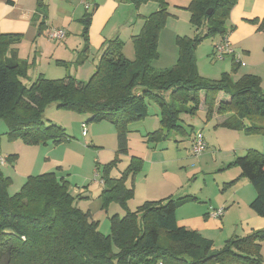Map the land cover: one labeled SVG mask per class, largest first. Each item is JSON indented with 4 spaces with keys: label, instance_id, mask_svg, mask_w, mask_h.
Returning <instances> with one entry per match:
<instances>
[{
    "label": "trees",
    "instance_id": "1",
    "mask_svg": "<svg viewBox=\"0 0 264 264\" xmlns=\"http://www.w3.org/2000/svg\"><path fill=\"white\" fill-rule=\"evenodd\" d=\"M129 1L136 7L150 1L159 5L144 19L141 32L133 38L135 60L124 56L121 40H111L87 82L72 76L57 80L40 76L31 86H25L22 79L28 78L30 62L19 58L18 50L12 48L21 35L0 30V119L7 124L9 139L21 140L28 146L67 141L65 129L44 122L45 109L55 105L57 109L87 116L86 124H112L117 153L126 155L130 126L149 115L147 100H154L160 108V129L147 136L148 142L155 145L169 140L173 132L187 135L181 114L195 115L202 103L208 121L215 113L229 115L220 127L264 136L261 78L253 74L235 78L241 63L234 60L232 73L209 80L199 74L196 62L195 49L203 40L229 35L227 22L238 0H192L183 7L190 13L192 23L201 25L205 21L207 31L195 39L178 38L179 60L166 70H157L153 62L159 58L160 34L170 17L167 0ZM93 11L81 20L86 44L80 64L89 50ZM249 23L264 34V18ZM219 94L228 99L218 103ZM194 134L193 129L189 137L193 139ZM6 159L15 163L18 155ZM143 164V159L132 157L128 170L118 179L110 177L109 169L104 172L105 203L115 201L127 206L135 191L134 184L128 188L126 180L134 178ZM233 166L257 189L250 207L264 217V154L250 150L228 168ZM11 183L12 179L0 170V264H264V230L232 237L216 249L212 240L180 226L177 211L197 201L195 196L148 201L124 217L113 216L111 234L105 236L90 212L73 206L67 184L54 173L29 176L14 196L8 191Z\"/></svg>",
    "mask_w": 264,
    "mask_h": 264
},
{
    "label": "rangeland",
    "instance_id": "2",
    "mask_svg": "<svg viewBox=\"0 0 264 264\" xmlns=\"http://www.w3.org/2000/svg\"><path fill=\"white\" fill-rule=\"evenodd\" d=\"M185 12L184 8H178L175 14L170 12V17L159 38V58L153 62L157 70H166L177 64L180 54L178 38L195 39L207 31L205 21L201 25L194 24L191 22L190 15L188 19L184 18ZM53 16L58 17L57 14ZM170 18L172 20H169ZM217 38L218 36L206 38L195 49L199 74L209 80H219L223 73H232L234 64L230 56L222 61L213 58V44ZM60 45L59 41L52 43L53 47ZM18 48L21 52L20 56H26L28 47L24 44ZM80 66L82 65L77 67ZM64 75L65 68L55 72L54 75L50 73L47 79H63ZM22 82L25 86H31L35 79L29 76L22 79ZM147 104L149 115L145 120L146 129L153 133L161 126L160 108L154 100H147ZM143 121L130 126L129 153L118 155L117 137L112 124L108 122L86 124V120L81 118L80 114L57 109L55 105L45 109L44 122L46 125L52 123L65 129L68 139L59 144L49 142L39 147L25 145L21 140H10L7 124L0 119V154L4 158L19 155L17 159L19 169L16 176H13L15 184L11 183L8 189L9 194L11 196L18 194L27 182V179L21 178L22 172L25 171L29 176L39 174V169L33 170L37 162L42 168L41 173H54L59 181L67 184L73 206L76 209L90 212L92 215L96 214L98 229L105 236L111 234L110 219L113 216L124 217L127 212L137 211L148 201L163 200L169 196L173 198L195 196L202 202L199 204L200 207L204 204L214 206L212 202H217L223 195L224 177L233 175L235 172H232V169H239L237 166L228 168L229 162L225 163V167H221L226 156L224 150L227 140L219 136L226 130L221 129L218 134H215V127H212L209 131L207 110L203 105L195 115L181 114V125L187 135L173 132L169 140L155 145L148 142L144 131L141 132L138 129ZM85 129L88 132L87 137H83ZM193 129L195 132L201 131L206 144H209L201 156H195L192 150V138L190 139L189 134ZM208 138L218 141L216 144L209 143ZM148 148L152 149H149L150 151H155L154 161L146 157ZM134 156L146 160L142 170L134 178L130 176L126 180L128 188L134 184V197L128 201L126 207L115 201L105 203L102 197L106 187L102 183L104 172L109 169L110 164L115 163L109 169L110 177L120 178L128 170L131 158ZM163 159L167 163H163ZM11 165L8 164V166ZM0 170L5 173L4 168ZM169 184H179L181 188L168 189L166 187ZM227 234L229 236V233H226V236ZM216 238L215 248L221 249L224 246L225 235H219ZM261 252L264 260V251L261 250Z\"/></svg>",
    "mask_w": 264,
    "mask_h": 264
},
{
    "label": "crops",
    "instance_id": "3",
    "mask_svg": "<svg viewBox=\"0 0 264 264\" xmlns=\"http://www.w3.org/2000/svg\"><path fill=\"white\" fill-rule=\"evenodd\" d=\"M191 1L167 0L169 11L175 14L178 8L187 7ZM88 2L91 5L90 12L94 10L88 31L89 50L85 55V61L80 64L78 61L79 58H83L82 51L86 44L84 25L81 20L88 12L78 0H10V2L0 0V30L6 34L21 35V40L15 46L16 49L24 44L28 47L26 56H20L21 52L19 48L17 49L19 58L30 62L28 77L32 76L35 80L40 76L47 78L50 73L54 75L55 72L65 68L64 78L72 76L81 82H87L96 72L105 45L114 39H119L124 43V56L130 61L135 60L133 38L141 32L144 19L156 12L159 5L150 1L136 7L129 0H88ZM53 14H57L58 17H54ZM188 15L190 13L186 11L183 16L188 19ZM262 18H264V0H238L227 25L228 39L236 53L235 57L239 58V63L244 64V66L239 64L240 71L233 76L238 78L246 74L256 75L261 78L264 91V34L258 30V26L249 23ZM55 30H63L66 33L65 38L59 41L61 42L59 47H53L52 43H58V41L49 38ZM220 40L221 38L218 37L214 44ZM229 58L234 61L233 56ZM79 65L82 66L77 67ZM201 98L204 100L205 94H202ZM227 99L228 97L224 94H219L218 103ZM203 105L204 103L201 107ZM228 117L229 115L215 113L208 123L209 131L215 127V134H218L221 129L226 130L221 133L222 135H218L227 140L224 150L226 156L221 167H225V163H233L238 156H244L250 150L264 154V136L248 135L243 131L220 127ZM81 118L87 120L86 116L81 115ZM145 120L138 129L148 136L151 132L146 129ZM207 140L213 144L218 141L209 138ZM149 149L146 157L154 161L155 151ZM143 161H146L145 158ZM17 162L0 165V168L5 169V176L10 177L13 184H15L13 176H16L19 169ZM163 163H167L166 160L163 159ZM8 164L12 165L8 166ZM36 169H39L38 175L43 174L37 162L33 170L36 171ZM232 170L235 173L224 177L223 195L217 202H212L214 206L204 204L200 207L199 204L202 202L196 197L197 201L188 203L177 211V221L180 226L197 231L214 243L219 235H225L226 242L235 236L243 237L254 231L264 230V217L257 215L250 207L257 196V189L247 178L241 177L240 169ZM31 176H36V174ZM28 177L25 171L22 172V179ZM233 181H235L234 184L226 186ZM166 188L179 189L181 186L169 184ZM218 209H224L223 216L221 218L212 217L213 211ZM92 220L96 221V214L92 215ZM226 233H229V236L228 234L226 236ZM262 246L264 251V243Z\"/></svg>",
    "mask_w": 264,
    "mask_h": 264
},
{
    "label": "built area",
    "instance_id": "4",
    "mask_svg": "<svg viewBox=\"0 0 264 264\" xmlns=\"http://www.w3.org/2000/svg\"><path fill=\"white\" fill-rule=\"evenodd\" d=\"M85 8L87 12L91 11V5L88 0H78ZM66 33L63 30H55L51 33L50 38L55 41H61L65 38ZM235 51L229 42L228 36L221 38V40L214 44L213 46V58L218 61L225 60L228 56H233L234 60L239 61L238 57H235ZM242 66L244 64L241 63ZM88 135L87 130H83V137ZM207 149V144L205 142L204 136L201 131L195 132L192 139V150L195 156H201ZM7 159L2 157L0 154V165H6ZM224 214V209H218L213 211L212 217L221 218Z\"/></svg>",
    "mask_w": 264,
    "mask_h": 264
},
{
    "label": "water",
    "instance_id": "5",
    "mask_svg": "<svg viewBox=\"0 0 264 264\" xmlns=\"http://www.w3.org/2000/svg\"><path fill=\"white\" fill-rule=\"evenodd\" d=\"M210 14H211V11L208 12V15H210Z\"/></svg>",
    "mask_w": 264,
    "mask_h": 264
}]
</instances>
